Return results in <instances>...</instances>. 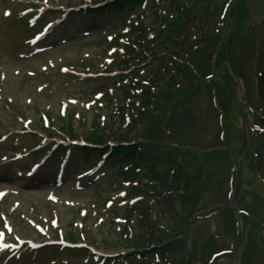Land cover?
<instances>
[{
	"label": "rangeland",
	"instance_id": "374dc122",
	"mask_svg": "<svg viewBox=\"0 0 264 264\" xmlns=\"http://www.w3.org/2000/svg\"><path fill=\"white\" fill-rule=\"evenodd\" d=\"M19 1L21 0H0V136L7 137L4 141L0 140V190H5V192H7V195L0 204V213L5 214L6 216L11 215L10 220L14 224L13 230L17 233V235L21 236L34 234L32 228L23 223L21 221L22 219H24L23 221H26L31 218L44 222L47 219H54L56 216L55 218H57L59 227L62 229L63 233L66 234L69 231V226L71 225V232L73 235L75 234V236H79V231L76 230L74 226L77 225V222L81 219L85 239L83 240L81 239V236H79V239H75V243L85 242L84 244L87 246L94 247L102 255L107 256L127 253V251L122 249H112V247L121 245L125 242L121 233L123 227H119L118 224L114 225L113 230H111V235L107 236L108 238L106 240L104 239L105 236L101 234L103 232L101 224L103 222L107 223V220H110L111 210L114 207L117 208L119 212L118 216L120 217L122 208H120L121 205L119 204H121L122 196L129 192L128 188L124 187L122 189H117L114 192L110 191L106 193L107 196L105 198L111 202V206L106 208L105 205L102 204L104 196H101V199L96 198L89 201L88 193L90 192V189L78 192L74 186H69L64 190L49 191L50 187H48V190L46 191L40 188L35 190L30 189V182L25 177L21 179L18 177L19 175H17V178L15 177L16 179L12 177L13 181L11 182V180H7V159H2L3 156L11 159L20 151L19 149L16 151L11 150L13 147L21 148L35 143V139L31 137L25 136L22 139L17 137L18 140H15L16 137H12V133L16 134V132H19L23 127V125L20 126L17 121V115L19 114H22L24 119H28L29 125L33 127V125H35L34 123L38 121V118H41L42 114H39L40 111L41 113L44 111L48 112L50 118H56L59 121V119L62 118L60 115L62 114L60 105L68 103L67 111H74L80 114V116H75L79 119V121H76V119L75 122L72 123L76 135L81 136V134H85L87 132V126L92 119V113L90 112L95 107L92 106L94 103L89 104L91 107H84V104L86 102H91L92 100L90 99L93 98L88 95V92L91 89H95L101 83L115 82L118 78L113 77L110 81H83L82 79L65 81V77L58 74V67L69 61L78 66L80 61H83V59L86 58L87 60H84L85 66L92 64L95 66L96 71L103 69L104 65H106L105 63H108L112 57L107 54L105 49L108 48V45H104L103 40L107 35H113V33L117 34L121 32V26L115 28V31L108 28L116 20L115 17L117 14L114 16L100 17L99 23H94L93 17L88 15L74 17L71 22L67 21V24L72 27L76 25V33L68 37L65 45L58 49H54L52 46L51 49L48 48L47 51L31 58L29 61L30 63H25L18 57V54H20L22 50H25L23 49L22 41L26 37L25 33H21V31H24V29L21 28L22 25H24V20H19V11L23 9L21 4L17 6ZM225 1L226 0H212L209 12H212L213 14V22L207 21V28L205 26L202 27V32H204L205 36L209 35L208 37H199L197 34H194V37H192L193 39L190 38L192 39V43L187 44L192 46V48L189 47V51L187 53L188 58L191 57L192 59H199L198 54L211 50L210 48H207L206 41L212 45L211 42L216 34L215 28H217V23L221 20V9L223 8ZM39 2H47V4H50V0H40ZM227 2H229V0ZM33 5H37V3L34 2ZM47 7L50 6L47 5ZM59 8L61 9L64 7L61 6ZM4 9L10 10L11 15L9 17L5 18L3 16ZM237 12L241 14V17L239 18L238 24L236 21L234 27V32L237 33L233 46L234 59L235 63L238 65V69H240V72L243 75L242 78L244 84L246 85L245 96L246 98L248 97V104L251 105L255 100V77L264 67V0H243L241 2L240 11L237 9ZM135 14L140 17L139 22L144 24L148 23V18L151 14V2L147 1L144 4L142 15L139 12V9ZM84 29H87V31H84L86 32L85 35L82 34V30ZM96 30H99L100 32L97 33L95 32ZM191 30L192 25L184 31L190 35L192 32ZM63 32L64 30L62 28L57 35L48 41L49 44L57 42V40H61ZM185 41L186 40H184V42ZM185 45H183V48ZM116 50L118 53L120 52L119 47H117ZM45 57H50L53 59V62H55L51 66L53 69L49 68L46 71L48 72L53 70L52 73L43 77L41 76L39 67L44 64ZM114 57L116 58V56ZM143 59L139 56L137 58V61H139L138 67L129 69V72H138L139 78L143 76L144 72L152 69L157 62L155 59L146 61H143ZM197 63H200L202 66H206L207 64L201 62V60ZM223 67L224 66L219 68V74L222 73ZM27 70L33 72V76H29ZM234 70L236 71L235 68ZM215 82L223 86L221 77H218ZM130 84L134 83L130 82V80L123 83L125 87ZM230 85L222 89L219 95V100L225 112V116L222 119V125L219 121V112L216 110V107L213 109V106L217 102L216 98L213 96V93L216 92L214 88L215 83L213 82L207 86L205 84L199 86L196 91L192 92V95L190 93L191 90H189V94L191 96L187 97L184 104H181L178 109L180 114L184 117L186 115H193V119H189L186 126L183 127L184 135L181 138L184 141L182 142H194L196 144L195 140L196 138H199L202 141V146L206 148L209 145L220 146L225 144V147L223 148L226 149V144L228 143L227 141H229L230 144H233L237 140L236 133L232 127L238 129V125H241L238 110L239 112H242L243 109H239L241 108V105L235 93L236 88ZM39 87L42 89L39 90ZM112 94L113 99L110 104H107L109 105L108 109L104 112L100 111L99 115H101L103 122L107 121L109 126L114 129V127L119 125L117 115L115 114L119 103H117L115 98L120 96L122 91L113 90ZM69 98L72 100L75 99L73 104L68 102ZM188 111H190L189 114H187ZM260 112L263 111L260 110ZM227 119L232 121L230 126L225 124ZM250 121H252V118H250ZM77 124H80V126L84 125V128H77ZM193 137L194 139H192ZM75 159L77 161L73 163V166H75L74 168L82 165L83 163H93L97 158L92 156L89 161H87L84 160L82 156H79ZM232 160L233 162L235 161L234 156L229 153H222V157L219 161L211 163L212 166L217 167L218 169V182L216 183V186H214L213 191L201 193V196L197 200L199 205L208 201H220L222 197L226 196L228 187L230 188L231 186L229 183L230 174L227 169L230 161ZM28 163L29 162L27 161H23V163L21 162L20 164L22 166H28ZM113 164V162H108L105 169L111 167ZM193 164L194 162H192V165ZM243 167V174L246 178L251 176L249 174L250 168L252 170L255 168L256 170L252 159H248L247 162L243 163ZM48 170H46V172H48ZM192 172L194 174L196 173L194 169H192ZM207 173H203L202 176L200 175V179L208 180V178H210V174ZM226 173H228L227 177L225 176ZM195 177H198L199 179V174L196 173ZM97 181L101 184L100 188L106 186L107 184L103 177H99ZM88 183H85L87 185H83V187L88 186ZM258 189L263 192V186H259ZM48 192H54V198L57 199L55 204H52L51 200L47 198ZM240 197L242 202L244 201L246 204L245 209L247 212L253 214V200L245 193H241ZM141 202L143 205H150L152 207V213H156L157 207L150 199L143 198L141 199ZM72 204H74L75 207H70ZM77 204H80V206L82 205L81 207L86 210L84 215L80 213V216V211L78 213L76 211L77 215L75 214L74 209L78 206ZM256 213L257 217L255 218L261 223V225L255 231L253 228L250 229V236L252 238L253 245L251 246L252 249H250L246 255L245 264H264V230L262 228L264 226V210H261L256 206ZM75 216L76 220L74 219ZM98 218H101V220ZM233 221L234 220H232L229 215L225 217L218 215L210 218L208 217L203 220H194L186 239V247H189L190 244H196L201 248L204 244L210 243L212 238L214 252L225 250L226 248H232V245H234V226L236 227V223L234 225ZM1 224L2 222L0 220V229L2 228ZM48 229L49 233L53 232L52 227H48ZM104 231L106 233V230ZM202 254L203 252H200L201 256L195 258L196 261L202 262ZM45 256H47V252L44 251L32 257L27 256L28 258L25 259V261L18 263L50 264L48 263L49 261H42ZM54 256L59 262L71 261L75 264H82L85 259L89 258L86 254L78 253H67L65 255L54 253ZM213 262V264H235V258H220L215 259ZM0 264H17V262L6 263L0 261ZM128 264H155V262L152 261L147 263L145 260H139L134 261L133 263L129 262Z\"/></svg>",
	"mask_w": 264,
	"mask_h": 264
},
{
	"label": "trees",
	"instance_id": "16d2710c",
	"mask_svg": "<svg viewBox=\"0 0 264 264\" xmlns=\"http://www.w3.org/2000/svg\"><path fill=\"white\" fill-rule=\"evenodd\" d=\"M92 1L97 3L99 0ZM102 1L108 2L100 10H94L91 13L95 14L97 18L118 13L119 17L116 22L121 23L127 29L126 34L114 38L116 45L120 38H126L127 40L124 43L125 58L115 62L119 69L123 71L127 70L128 66H138L135 58L140 53H146L149 57H158L161 54L162 57L149 80L151 87L146 86L140 92L137 106L135 105L136 102L128 106V115L131 118L128 125L123 127V115L120 116L122 122L119 123L115 131L108 126L103 130L98 124H93V128L85 140L96 146H102L110 139L116 141L119 146L113 148L112 155H120L122 160L116 166L114 175L130 184H134L131 189L133 196L142 194L152 198L159 206L154 221L151 219L149 209L145 206L141 207L140 217L142 221L140 223L148 228L147 232H136L131 236L126 233L125 238L130 243L131 248L144 250L142 253L135 252L132 257L135 258L136 255L142 257L156 255L162 264H197L194 260L197 256V245L191 244L189 251L186 247V238L194 220L216 211L224 217L227 215L232 216L225 197L220 201L214 200L201 205L198 204L197 200L201 193L213 191L218 182V169L212 166L211 163L219 161L222 153H229L232 156L240 155L247 144L244 114L239 110L241 125H238V129L232 127L237 140L233 144L227 141V148L224 150L222 148L225 147V144L220 146L209 145L206 148L202 146V141L199 138H196V144L194 142H182L184 140L181 138L184 135L183 127L186 126L189 119H193V115L184 117L178 109L181 104H184L186 98L192 95V92L203 84L207 86L214 82V88L218 90L215 95L217 107L224 117L225 112L219 100V95L226 86L230 84L234 86L224 67L222 73L219 74V68L226 61V53L222 46L219 47V50L216 47L223 36L217 35L216 39L211 42L212 45L206 41L207 47L211 46V51L208 55L206 52L198 54L199 59L188 58L187 53L189 47L192 48V46L186 45L183 48L182 42H184V38L188 37L184 30L189 26L192 25V33H201L200 37L203 35L201 26L205 24L212 0H151L153 11L148 26L136 25L132 20L128 23L131 15L135 13L144 0ZM165 1L168 3L166 11L164 14H159L160 4L165 3ZM241 2L238 3L232 13L233 22L236 23L237 21V24L241 17V14L237 12V9L240 11ZM227 17H225V21ZM149 33L153 35L151 40L147 42L146 36ZM236 34V32H233L227 40L228 58L235 69L231 49ZM206 55L207 57H205ZM194 60H201V62L207 64L202 66L197 63L199 61ZM236 71L238 70L236 69ZM260 72V75L256 78L255 100L251 104L255 126L258 129L254 130L255 136L252 138L244 161L247 162L248 159H252L255 162L257 171L252 172L249 169L251 176L246 178L248 180H239L235 194L239 195L243 190L241 186L243 181L246 182L248 187L252 183L263 186L261 195L254 190L246 192L262 209L264 208V115L261 116L256 111L264 108V67ZM148 75L146 74L145 77L147 78ZM138 76V74H135L130 77ZM206 76H211V81L208 83L205 82ZM218 77L222 78L223 86L215 82ZM163 80L165 81L162 82ZM140 81L137 85H141ZM189 90H191V95ZM137 97L133 94V100ZM239 109L241 110V108ZM189 113L190 111L187 112V114ZM134 115L136 116L134 117ZM225 124L230 126L232 121L227 119ZM138 138H142V142H139ZM214 148L220 149L213 150ZM192 162H194L193 165ZM228 168L230 170V164ZM243 168L240 170V175L244 177ZM192 169L199 174V179L195 177L196 173L194 174ZM203 173L210 174V178L208 180L200 179V175L202 176ZM141 182H144V185L139 188ZM242 205L241 200L236 202L237 208H242ZM136 209L135 205L127 211L129 217ZM252 210L254 215L249 213V216H242L243 223L245 227L249 225V229L250 227L257 229L259 222L255 218L257 217L256 206H253ZM164 216L165 218H163ZM129 217L126 221L127 225L130 224ZM162 219H164V223L161 222ZM233 236L237 237L239 245L240 235L233 234ZM251 242L252 238L249 235L247 236V244L242 259L246 258L251 249ZM238 245L235 249H238ZM209 249H211L210 245L205 246L203 249L206 260L210 253ZM206 263L207 261H204L201 264Z\"/></svg>",
	"mask_w": 264,
	"mask_h": 264
},
{
	"label": "snow or ice",
	"instance_id": "6c2138e0",
	"mask_svg": "<svg viewBox=\"0 0 264 264\" xmlns=\"http://www.w3.org/2000/svg\"><path fill=\"white\" fill-rule=\"evenodd\" d=\"M6 15H7V13H6Z\"/></svg>",
	"mask_w": 264,
	"mask_h": 264
}]
</instances>
